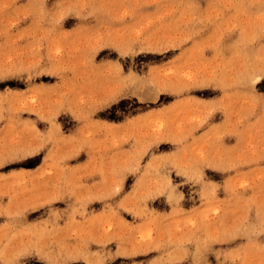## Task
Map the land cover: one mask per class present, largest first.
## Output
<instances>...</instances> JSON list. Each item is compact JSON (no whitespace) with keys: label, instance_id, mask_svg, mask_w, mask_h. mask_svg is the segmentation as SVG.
I'll return each instance as SVG.
<instances>
[{"label":"rangeland","instance_id":"374dc122","mask_svg":"<svg viewBox=\"0 0 264 264\" xmlns=\"http://www.w3.org/2000/svg\"><path fill=\"white\" fill-rule=\"evenodd\" d=\"M0 264H264V0H0Z\"/></svg>","mask_w":264,"mask_h":264}]
</instances>
